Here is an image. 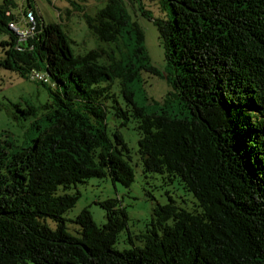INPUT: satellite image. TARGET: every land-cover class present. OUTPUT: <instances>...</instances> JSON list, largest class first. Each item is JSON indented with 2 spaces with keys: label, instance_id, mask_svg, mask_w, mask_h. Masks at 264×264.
Masks as SVG:
<instances>
[{
  "label": "trees",
  "instance_id": "trees-1",
  "mask_svg": "<svg viewBox=\"0 0 264 264\" xmlns=\"http://www.w3.org/2000/svg\"><path fill=\"white\" fill-rule=\"evenodd\" d=\"M104 1L82 17L108 48L82 55L73 54L60 23H45L31 7L25 13L34 15L35 33L20 42L8 27L17 23L12 2L0 4V29L11 31L0 67L29 81L38 70L49 80L31 81L49 98L41 115L48 125L32 143L15 146L0 135V264H264V0H158L172 13L166 20L141 0ZM137 16L157 28L164 76ZM141 73L171 86L158 112L135 101ZM110 115L122 126L133 121L145 175L176 181L196 200L191 210L171 198L156 203L135 236L142 245L129 236L124 250L116 249L128 219L119 200L97 203L102 226L87 208L70 221L73 233L64 218L78 184L134 181V158L119 130H110Z\"/></svg>",
  "mask_w": 264,
  "mask_h": 264
},
{
  "label": "rangeland",
  "instance_id": "rangeland-1",
  "mask_svg": "<svg viewBox=\"0 0 264 264\" xmlns=\"http://www.w3.org/2000/svg\"><path fill=\"white\" fill-rule=\"evenodd\" d=\"M12 5L9 6L12 15L23 16L25 10L31 7L36 14L41 15L45 23H59L58 16L61 13L62 20H67V13L64 11L69 8L71 12L74 10H85L87 16L93 15L102 5V0H10ZM144 9L151 12L153 18L166 20L172 13L168 9L159 7L158 0H141ZM70 2V3H69ZM2 0H0V4ZM72 3V4H71ZM75 7H72V5ZM129 5V4H128ZM130 7V6H129ZM24 13V14H23ZM70 13V12H69ZM71 17V16H69ZM71 21H67V27L61 26L63 31L72 43L70 48L75 55H82L91 49L108 48L106 44L100 43L87 29L82 14L78 13L71 17ZM137 22L142 27L145 36V47L150 56L151 63L157 67L160 74L164 76L166 70L164 52L161 47V40L158 37L155 25L137 16ZM20 28V24L16 23ZM11 31L6 28L0 29V61L3 59V46L10 40ZM45 69V63H41ZM116 85V84H115ZM115 89V86H113ZM136 103L145 108L147 112H158L163 107V101L167 93L171 91V86L166 82L165 78L140 74V82L133 87ZM48 94L44 88L38 83L31 82L19 75L0 67V135L8 136L15 146H21L25 143H32V140L40 134V132L48 125V122L41 120V115L46 112L42 110V106L48 100ZM119 104L127 116L133 114L132 106L127 104L123 97L118 93ZM28 106L39 108L34 115H24L18 111L26 109ZM112 113L114 111L110 110ZM123 119H113L109 116L110 130H119L130 149L134 160L132 166L135 172L134 181L129 187H124L121 183H112L110 179L86 180L84 184H78L70 192H78V200L74 207L70 209L64 218L66 219L67 228L71 233L78 229V226L72 222L84 208H87L91 214L94 223L102 226L106 222L105 211L97 204L107 199H117L124 206L127 213V227L118 234L116 244L117 250H124L131 247L129 236L132 242L140 246L136 235L143 234L147 225L153 217V208L156 203H169L171 198L177 206L191 210L196 206L195 198L185 192L183 188L175 181L169 183L168 180L159 174H144L138 162L136 148L139 135L132 120L125 121V125L120 123ZM108 129V131H110ZM153 197V198H152ZM155 201H154V200Z\"/></svg>",
  "mask_w": 264,
  "mask_h": 264
},
{
  "label": "built area",
  "instance_id": "built-area-1",
  "mask_svg": "<svg viewBox=\"0 0 264 264\" xmlns=\"http://www.w3.org/2000/svg\"><path fill=\"white\" fill-rule=\"evenodd\" d=\"M24 23H25V25L23 28L17 27L16 26L17 24L10 23L8 25V27L12 30V32L18 36L20 42L32 39V37L35 33L36 21H35L34 15L32 13H30V12L25 13ZM29 79L31 81H35V82H39V83H49L47 76L38 70L30 71Z\"/></svg>",
  "mask_w": 264,
  "mask_h": 264
},
{
  "label": "crops",
  "instance_id": "crops-1",
  "mask_svg": "<svg viewBox=\"0 0 264 264\" xmlns=\"http://www.w3.org/2000/svg\"><path fill=\"white\" fill-rule=\"evenodd\" d=\"M69 3H70V2H69ZM99 3H100V5H102V6H101V8H102V7L104 6L105 1L102 0V2H99ZM71 4H72V3H71ZM72 7H75V5L73 4ZM63 8L65 9L64 11L68 14V15H67V20H66V21H63V20H62V18H61V17H62L61 13H60L59 16H58V19H59V23H60L61 25L65 26V27H67L66 22H67L68 20L71 21V19H72L71 17L73 16V13H74V15H77L78 13H81V14L84 13L85 15H87V14H86L87 12H85V10H82V9H80V8H79V10H74V9H73L74 12H71V10H70L69 8L64 7V5H63ZM69 12H70V13H69ZM40 16H41V15H40ZM69 16H71V17H69ZM41 19H42V17H41ZM16 22L20 24V27H21V28L24 27L25 23H24V19H23L22 14L16 16Z\"/></svg>",
  "mask_w": 264,
  "mask_h": 264
}]
</instances>
